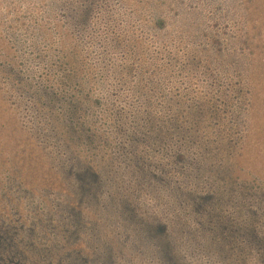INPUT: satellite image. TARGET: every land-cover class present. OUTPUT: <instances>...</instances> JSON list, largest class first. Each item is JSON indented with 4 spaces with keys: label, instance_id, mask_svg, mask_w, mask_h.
I'll list each match as a JSON object with an SVG mask.
<instances>
[{
    "label": "rangeland",
    "instance_id": "rangeland-1",
    "mask_svg": "<svg viewBox=\"0 0 264 264\" xmlns=\"http://www.w3.org/2000/svg\"><path fill=\"white\" fill-rule=\"evenodd\" d=\"M60 150L111 207L76 215ZM0 167L12 264H152L117 255L147 219L182 264H264V0H0Z\"/></svg>",
    "mask_w": 264,
    "mask_h": 264
},
{
    "label": "trees",
    "instance_id": "trees-1",
    "mask_svg": "<svg viewBox=\"0 0 264 264\" xmlns=\"http://www.w3.org/2000/svg\"><path fill=\"white\" fill-rule=\"evenodd\" d=\"M59 153H61V155H59ZM67 153L68 151L66 150H60L56 153V155L60 157V160L64 155L62 166L64 165L65 168L63 169L64 172H62V174L67 175V177L71 178L73 183L78 184L77 187H73V190L70 194H67V197L71 201L69 204L73 206L75 211H78V214L76 215H83L85 214L83 210H85L87 202L91 201L92 199H97L98 201L103 200L104 196H106L103 195V192H109L110 190L106 189L107 186L104 181L105 179L102 177L100 172L92 171V168L84 167L79 164L78 169H75L76 167L74 164L76 161H78V157L75 155V153H70V156L66 155ZM1 171H4L3 167H0V176L2 175ZM89 180L90 183L85 185ZM38 189L39 187L35 190L37 191ZM100 194L103 196H99ZM114 195L115 193H112L111 195L108 194V196H106L110 207L111 205L109 202L112 200ZM119 203L120 204H118L117 207H120L123 210V212H120L123 218L135 224L139 223L134 214L135 210H130L127 204H123L120 201ZM84 205L85 208L83 207ZM112 207L114 210V204H112ZM147 221L148 219L143 220V223L140 227H135V247H139V249L135 251L132 250L126 252L121 251L120 253L117 252V255L120 254L123 256V258L127 255H133L136 260L146 263L149 262L152 264H182L177 259V248L171 240V229L169 226L160 223V221L157 219L146 223ZM1 236L2 233L0 232V242L3 240ZM128 236H132V234ZM11 255L12 254L4 255L3 258L0 259V262L12 264L13 258ZM107 256L114 261L112 254Z\"/></svg>",
    "mask_w": 264,
    "mask_h": 264
}]
</instances>
